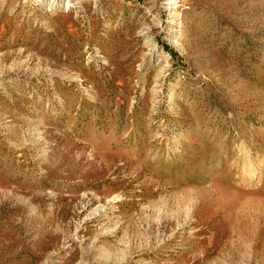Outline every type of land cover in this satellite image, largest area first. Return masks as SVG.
<instances>
[{"label":"rangeland","instance_id":"rangeland-1","mask_svg":"<svg viewBox=\"0 0 264 264\" xmlns=\"http://www.w3.org/2000/svg\"><path fill=\"white\" fill-rule=\"evenodd\" d=\"M0 264H264V0H0Z\"/></svg>","mask_w":264,"mask_h":264}]
</instances>
